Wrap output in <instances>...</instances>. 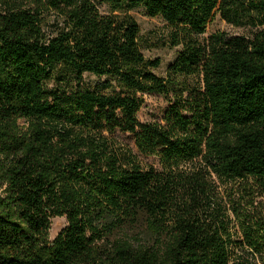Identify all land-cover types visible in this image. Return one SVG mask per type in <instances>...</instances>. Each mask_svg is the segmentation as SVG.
Instances as JSON below:
<instances>
[{
	"label": "trees",
	"instance_id": "trees-1",
	"mask_svg": "<svg viewBox=\"0 0 264 264\" xmlns=\"http://www.w3.org/2000/svg\"><path fill=\"white\" fill-rule=\"evenodd\" d=\"M100 2L122 14L0 0V264H264V214L235 233L213 185L264 195V0ZM137 7L181 46L164 77ZM217 15L250 34L203 37ZM145 94L168 101L162 122L138 119Z\"/></svg>",
	"mask_w": 264,
	"mask_h": 264
},
{
	"label": "rangeland",
	"instance_id": "rangeland-1",
	"mask_svg": "<svg viewBox=\"0 0 264 264\" xmlns=\"http://www.w3.org/2000/svg\"><path fill=\"white\" fill-rule=\"evenodd\" d=\"M93 1L102 14H122L121 9L115 10L110 8L107 4L101 3L100 0ZM128 14L134 18L140 27L139 45L143 55L148 59H158L160 61L159 67L154 69L153 72L158 76L164 77L166 75L167 66L174 60L181 50V46H171L169 44L171 29L161 18L149 17L141 7L130 10ZM217 31L225 32L229 35L248 36L250 34L249 28L228 24L222 20L219 15L209 24L202 36L204 37ZM168 105V101L161 95L145 94L143 95V104L137 114L138 119L141 122H162V117ZM114 138L121 144L131 147L144 167L153 166L158 170L162 168L157 156H145L136 150L130 134L117 132ZM243 184L245 183L239 181L225 184L219 180H216L213 184L215 188V199L225 206L226 211L231 207L230 201L235 199V209L237 208L241 212L236 213L235 216L230 214V226L232 227V231L235 233L238 232V234L240 223L244 217L243 214H248L252 217L257 214H264V195H260L263 190H256L253 195L249 197L245 196L246 199L242 200L240 196L243 192ZM245 201H247V203ZM250 201H253L252 206L249 204ZM65 225L66 219L64 216L52 218L47 233L48 239L52 240ZM132 231V233L137 232V230Z\"/></svg>",
	"mask_w": 264,
	"mask_h": 264
}]
</instances>
